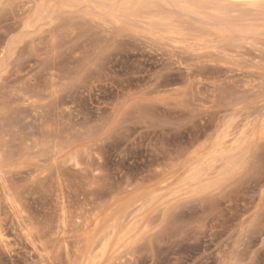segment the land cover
Wrapping results in <instances>:
<instances>
[{
    "label": "rangeland",
    "instance_id": "obj_1",
    "mask_svg": "<svg viewBox=\"0 0 264 264\" xmlns=\"http://www.w3.org/2000/svg\"><path fill=\"white\" fill-rule=\"evenodd\" d=\"M118 1L0 0V264H67L78 222L154 191L104 264H264V7Z\"/></svg>",
    "mask_w": 264,
    "mask_h": 264
},
{
    "label": "bare ground",
    "instance_id": "obj_2",
    "mask_svg": "<svg viewBox=\"0 0 264 264\" xmlns=\"http://www.w3.org/2000/svg\"><path fill=\"white\" fill-rule=\"evenodd\" d=\"M94 1L96 2V1H99V0H94ZM114 1H117V0H113V3H114ZM156 1H159V0H156ZM153 2H155V1H153ZM175 2H176V0H161V4L162 5H166L168 7H169V5H174ZM179 2L182 4V6L185 8V10L186 9L187 10H190L195 15L196 14L197 15H202V14L204 15V13H206L207 11H208L207 13H209V11H212L215 14H224V15H226L227 13H229L231 11L233 12L237 5H238V7H239L240 4L248 5L249 6L248 0H239V2H234V0H180ZM96 3H99V2H96ZM140 3H141V1H140ZM117 4L118 3L115 2V5H117ZM108 5H109V3H108ZM158 6H160V5H158ZM177 6H179V5H177ZM177 6H172V9L175 8V7H177ZM113 7H115V6H113ZM250 7H252V6H250ZM255 7H259V4H257V6H255ZM239 8H242V7H239ZM239 8L237 10L238 11L239 10L241 11V9H239ZM260 8H261V6H260ZM179 9H180V7H179ZM242 9H244V8H242ZM257 9L258 8L253 9V10H251V12L254 11V10H257ZM166 10H168V9L166 8ZM175 10H176V8H175ZM248 13H249V10H248ZM210 14H211V12H210ZM249 14H247V15H249ZM199 18H200V16H199ZM201 19H202V17H201ZM208 19H207V21L209 23L208 26L211 27V25H212V27H216V28H218L220 30H228V32H229V29H227V28L229 27L228 26V23H230L231 21L229 22L228 19H226V17H222L221 18V15H218V16L215 15L214 18L209 19V20ZM232 22H233V20H232ZM234 27H235V25H234ZM166 32H167V30H166ZM237 32H235L234 34H236ZM231 33H233V32H231ZM240 34L241 33H239V35ZM165 36H166V34H165ZM223 36H225V35H223ZM171 37H173V36H171ZM171 37L169 36L168 38L171 39ZM229 134L230 133L225 134L221 139H219L215 143V147L213 148V151L212 152L213 153L215 152L216 154H219L221 158H225V160L228 163L231 164L233 161H236L237 157L240 154V149L239 148H235L234 145H232L231 147L228 146V145H225L228 142L227 139H226V137L229 136ZM244 137H245V131H242L240 137H237L235 139V142H241V140H243ZM227 146L230 147V149ZM156 188H158V187H156ZM163 188L164 187L161 186V189H163ZM154 189H155V187H154ZM154 189H152V190H154ZM144 195H145L144 197H141L142 196V193H141V196H139V197L136 196V198L133 199V200H131L130 202L124 203L123 205H121L122 207L120 206V208L119 209L117 208L114 212H107L104 215L103 214H98V215L92 217L91 219L88 218L85 221L78 222L77 224L75 222L76 227L73 226V227H75V229L73 228L75 230V232L77 231L76 233H78L79 231H82V230H83V232L80 235L77 236V240H76L75 245H74V250L72 249L73 250L72 251L73 252L72 253L73 255H71V252H67L65 254V256L68 255L66 257V260L67 261L65 260L67 262V264H71V263L72 264H104L106 262V260H107V257H109V255H112L115 252H119L123 248L126 249L129 245L132 246L131 243L133 242L132 239H133L134 233H136V231H138V228H139V225H140L139 224V220L137 219V214H135V213H138V212H140V210H143L146 207H149V204L151 205V203L156 198H158L157 194H155V191L154 192H151V193H148V194H144ZM119 205H117V206H119ZM154 206L152 208H154ZM89 210H91V209H89ZM112 211H113V208H112ZM144 217H146V216H144ZM141 219L143 221L144 218H141ZM150 222L148 224H150ZM61 226H62V223H61ZM31 227H32V225H31ZM51 227H53V226H51ZM71 229L72 228H70V230ZM143 229H145V228H143ZM34 231H35V229H34ZM52 232H54V231H52ZM65 233H67V230H66ZM140 234H142V233H140ZM35 236H36V234H35ZM41 236H43V235H41ZM41 236L39 238H41ZM138 236H139V234H138ZM75 239H76V237H75ZM37 240H39V239H37ZM49 240L51 241V239H49ZM54 240H56V239L54 238ZM71 244L73 245V243H71ZM52 245L54 246V244H52ZM42 247L43 246L41 245V249L43 250ZM66 247H68V246H65V249L68 250L69 247L68 248H66ZM72 248H73V246H72ZM46 249H47V247H45V250L44 251H46ZM53 249L54 248H52V250ZM125 249L122 250V253H123V251H126ZM49 252H51V251H49ZM62 252H63V250H62ZM69 253H70L71 256L69 255ZM117 255H118V253H117ZM115 257H117V256H115ZM113 258H114V256H113ZM65 261H64V263H65ZM111 262H113V260Z\"/></svg>",
    "mask_w": 264,
    "mask_h": 264
},
{
    "label": "snow or ice",
    "instance_id": "obj_3",
    "mask_svg": "<svg viewBox=\"0 0 264 264\" xmlns=\"http://www.w3.org/2000/svg\"><path fill=\"white\" fill-rule=\"evenodd\" d=\"M234 2H239V0H234ZM249 6L255 7L257 4L264 7V0H248ZM226 264H234L233 261H226Z\"/></svg>",
    "mask_w": 264,
    "mask_h": 264
}]
</instances>
